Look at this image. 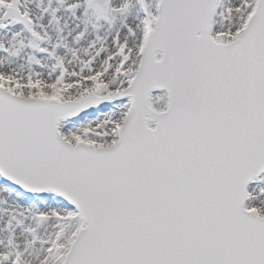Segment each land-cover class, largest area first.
<instances>
[{"label": "snow or ice", "instance_id": "snow-or-ice-1", "mask_svg": "<svg viewBox=\"0 0 264 264\" xmlns=\"http://www.w3.org/2000/svg\"><path fill=\"white\" fill-rule=\"evenodd\" d=\"M0 264H264V0H0Z\"/></svg>", "mask_w": 264, "mask_h": 264}]
</instances>
